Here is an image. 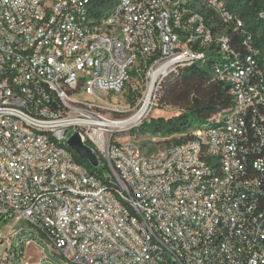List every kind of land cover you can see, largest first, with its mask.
Returning <instances> with one entry per match:
<instances>
[{
    "label": "built area",
    "instance_id": "1",
    "mask_svg": "<svg viewBox=\"0 0 264 264\" xmlns=\"http://www.w3.org/2000/svg\"><path fill=\"white\" fill-rule=\"evenodd\" d=\"M98 1L0 0V219L16 223L0 259L29 264L34 248L38 264H264V70L250 38L240 57L214 32L207 11L234 20L220 0ZM206 64L233 105L187 140L147 153L106 125L118 120L103 107L126 111L107 97L132 81L138 107L150 93L143 121L168 74Z\"/></svg>",
    "mask_w": 264,
    "mask_h": 264
},
{
    "label": "trees",
    "instance_id": "2",
    "mask_svg": "<svg viewBox=\"0 0 264 264\" xmlns=\"http://www.w3.org/2000/svg\"><path fill=\"white\" fill-rule=\"evenodd\" d=\"M220 1L224 3L234 20L231 23H223L212 11H207L206 20L212 24L214 32H225L230 38L232 50L240 57L249 53L245 45V41L249 37L255 58L260 68L264 70V0ZM198 2L199 0H193L192 6ZM98 3H103V0ZM236 20L241 21L242 28H236ZM124 91L127 97L126 101L132 104L142 96V92L133 91L130 86H126ZM156 91L161 94V104L174 106L183 111L177 116L167 119L151 117L148 120H143L137 127L136 133L151 136L160 135L165 138L180 136L179 139H173L170 144H180L187 140L189 130L195 124L206 123L214 115L228 110L233 105V99L229 95L227 87L212 81L209 64L202 67L192 65L177 68L158 84ZM75 157L79 163L98 177H102L107 171L105 164L94 168L78 156L75 155Z\"/></svg>",
    "mask_w": 264,
    "mask_h": 264
},
{
    "label": "rangeland",
    "instance_id": "3",
    "mask_svg": "<svg viewBox=\"0 0 264 264\" xmlns=\"http://www.w3.org/2000/svg\"><path fill=\"white\" fill-rule=\"evenodd\" d=\"M129 86H134L137 89H139L137 81L135 80L132 81L129 84ZM124 92L114 97L108 96L105 102L110 104V102H112L111 100L113 99L119 105L123 106L126 109V111L120 114L110 113L108 110V107H103V110L101 111L103 112V115L105 117H109L111 118V120H126L127 118L131 117L133 114L136 113V111L139 108L138 107L139 102L141 101L143 95L138 98L136 103L132 104L126 101L127 97ZM126 93H127V90H126ZM160 97H161V94L157 93L156 91L152 97V100H154V102L157 103V106H154L153 109H151V112L148 115L147 120L150 119L151 117H164L167 119V118L177 116L179 113L183 111L174 106H166L164 104H161ZM141 122L142 121H138L137 123L130 125L132 128H129V126L126 127L122 132L116 134L115 136H117L119 141L121 142H124V141L136 142L141 147V149L147 153L157 152L158 150L172 143L173 139L180 138V136H176L173 138H165L160 135L151 136V135L138 134L136 133V130H137V127L141 124ZM71 133L72 132L70 131L69 134L71 135ZM14 224L16 223H7L4 221V219H0V233L7 234V231L9 230V228ZM19 224H22V222H20ZM2 248L3 247L0 245V255L2 252ZM25 255H26V258L29 264L39 263L40 255L38 251L35 250L34 248H30L26 250ZM0 264H10V263L8 260L0 259ZM11 264H14V263H11Z\"/></svg>",
    "mask_w": 264,
    "mask_h": 264
},
{
    "label": "water",
    "instance_id": "4",
    "mask_svg": "<svg viewBox=\"0 0 264 264\" xmlns=\"http://www.w3.org/2000/svg\"><path fill=\"white\" fill-rule=\"evenodd\" d=\"M68 147L75 153L78 158L81 160L86 161L92 167H98V159L97 156L91 151V149L86 146L78 133H74L70 136L69 140L67 141Z\"/></svg>",
    "mask_w": 264,
    "mask_h": 264
},
{
    "label": "bare ground",
    "instance_id": "5",
    "mask_svg": "<svg viewBox=\"0 0 264 264\" xmlns=\"http://www.w3.org/2000/svg\"><path fill=\"white\" fill-rule=\"evenodd\" d=\"M156 76H157V74L155 73L153 75V79H155ZM150 98L151 97H150V93H149V94H147V97L144 99L142 106L139 107L137 112L135 114H133L131 117L127 118L126 120H118L117 122L107 123L106 125H108L110 127L122 129V128L129 126V125L137 123L140 120V118L142 117V115H144V113L147 112V108L150 104Z\"/></svg>",
    "mask_w": 264,
    "mask_h": 264
}]
</instances>
